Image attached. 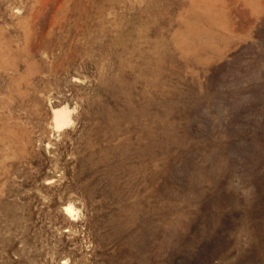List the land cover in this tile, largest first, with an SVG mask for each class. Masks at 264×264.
<instances>
[{
	"label": "rangeland",
	"instance_id": "obj_1",
	"mask_svg": "<svg viewBox=\"0 0 264 264\" xmlns=\"http://www.w3.org/2000/svg\"><path fill=\"white\" fill-rule=\"evenodd\" d=\"M0 264H264V0H0Z\"/></svg>",
	"mask_w": 264,
	"mask_h": 264
},
{
	"label": "bare ground",
	"instance_id": "obj_2",
	"mask_svg": "<svg viewBox=\"0 0 264 264\" xmlns=\"http://www.w3.org/2000/svg\"><path fill=\"white\" fill-rule=\"evenodd\" d=\"M57 115H58V113H57ZM56 117H57V119H58L56 123H58V124L61 123L62 121L60 122V120H62V119H61V118L59 119V116H56ZM59 125H60V124H59ZM57 126H58V125H57ZM59 127H60V126H59Z\"/></svg>",
	"mask_w": 264,
	"mask_h": 264
}]
</instances>
